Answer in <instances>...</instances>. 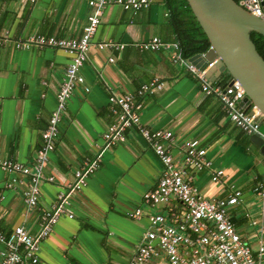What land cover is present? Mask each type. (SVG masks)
<instances>
[{"label":"crops","instance_id":"0c3cea01","mask_svg":"<svg viewBox=\"0 0 264 264\" xmlns=\"http://www.w3.org/2000/svg\"><path fill=\"white\" fill-rule=\"evenodd\" d=\"M149 2L138 10L115 3L103 9L81 67L84 82L76 85L67 101L54 148L48 153L44 175H52L54 180L41 183L37 206H26L20 191L6 187L12 174L0 167V232L7 235L21 225L36 234L43 221V208L54 202L85 161L100 155L86 185L72 196L74 216L61 215L40 242L38 264H126L148 227L145 215L134 218L129 213L138 207L144 212L169 211L143 202V193L156 185L162 164L136 129H127L123 141L106 147L103 139L107 127L116 122L109 95L135 92L154 78L163 88L139 99L141 123L151 129L170 130L171 152L176 157L180 156L178 145L182 141L198 140L212 167L197 172L194 183L207 198H224L238 188L239 201L228 210L236 229L253 252L264 244V167L257 148L250 135L228 118L219 99L204 93L186 66L172 61L170 51L135 46L137 41L153 36L179 42L169 25L164 1ZM91 12L87 0H0V30L7 29L10 36L0 42L1 159L32 164L70 61L62 49L17 48L13 40L37 33L79 37ZM108 40L124 47L96 46ZM228 78L223 71L213 81ZM214 168L223 169L219 182L211 180ZM171 205L181 208L176 200ZM261 261L264 264V254Z\"/></svg>","mask_w":264,"mask_h":264},{"label":"built area","instance_id":"2783aa9c","mask_svg":"<svg viewBox=\"0 0 264 264\" xmlns=\"http://www.w3.org/2000/svg\"><path fill=\"white\" fill-rule=\"evenodd\" d=\"M35 2L36 0H22ZM243 7L253 15L264 18L262 0H239ZM92 12L82 34L74 38H61L54 35L30 34L23 40L12 39L17 48L54 47L70 55L64 76L56 92V106L52 111L47 127L41 135V147L36 151L31 165L0 158V167L12 174L6 181V187L20 191L28 207L38 205L40 185L43 181H53L52 175H44L48 153L54 148L58 124L65 112L67 101L77 84L84 82L81 67L88 57L93 35L100 22L103 9L112 3L124 9L138 10L146 8L149 0H87ZM7 29L0 30V42L8 39ZM102 48L122 49L124 44L110 40L97 42ZM140 50L158 51L166 49L171 53L174 63L184 65L192 76L201 81V90L217 97L228 118L246 134H260L262 113L251 105L244 109L239 102L245 96L241 83L234 78L224 82L209 80L207 71L217 60L208 62L203 68L198 67L183 54L180 43L166 42L157 36L137 41ZM113 61L111 57L109 59ZM163 83L151 79L141 84L135 92L120 95L110 94L109 103L116 116V122L110 124L103 133L105 147L123 141L125 131L134 127L139 135L153 149L162 164V170L156 185L143 193V202L151 208L164 206L167 213L160 210L144 212L135 208L129 215L139 218L145 215L148 227L141 234L132 256L126 264H262L264 244H259L253 252L247 242L243 241L229 213V208L239 201L241 191L233 188L231 194L224 198H207L194 183L197 172L210 170L211 161L206 157V149L198 140L182 141L178 145L179 157L171 152L173 134L167 129H151L140 121V98L161 90ZM88 90V87L85 88ZM100 155L89 159L74 172L73 180L65 189L56 194L54 202L43 208V221L36 234H31L21 225L14 227L7 235L0 232V264H38L39 244L51 232L53 225L61 215L74 216L71 209L72 196L86 185L88 176L95 171ZM211 180L219 182L223 169L211 170ZM15 174L20 175L18 178ZM262 186V185H260ZM264 196V191H261ZM176 200L181 208L176 209L171 201Z\"/></svg>","mask_w":264,"mask_h":264},{"label":"water","instance_id":"95a60500","mask_svg":"<svg viewBox=\"0 0 264 264\" xmlns=\"http://www.w3.org/2000/svg\"><path fill=\"white\" fill-rule=\"evenodd\" d=\"M186 1L209 41L208 50L192 55L190 61L203 68L216 58L207 73L209 80H215L223 71L229 78L237 79L245 90L239 103L244 109L256 106L264 125V58L252 40V33L264 38V18L253 15L238 0ZM261 5L264 9V0ZM249 140L257 148L264 167V138L251 134Z\"/></svg>","mask_w":264,"mask_h":264},{"label":"trees","instance_id":"16d2710c","mask_svg":"<svg viewBox=\"0 0 264 264\" xmlns=\"http://www.w3.org/2000/svg\"><path fill=\"white\" fill-rule=\"evenodd\" d=\"M168 11V22L182 47L183 54L190 57L204 53L209 41L194 17L186 0H163ZM258 52L264 58V38L252 33Z\"/></svg>","mask_w":264,"mask_h":264},{"label":"rangeland","instance_id":"374dc122","mask_svg":"<svg viewBox=\"0 0 264 264\" xmlns=\"http://www.w3.org/2000/svg\"><path fill=\"white\" fill-rule=\"evenodd\" d=\"M200 83H201V82L197 80V85H198V87H200ZM216 98H217V97H216ZM260 131H261V132H264V125H260ZM76 215H77V214H76Z\"/></svg>","mask_w":264,"mask_h":264}]
</instances>
